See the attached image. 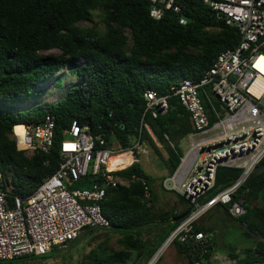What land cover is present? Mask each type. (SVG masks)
Returning a JSON list of instances; mask_svg holds the SVG:
<instances>
[{
    "label": "trees",
    "instance_id": "trees-1",
    "mask_svg": "<svg viewBox=\"0 0 264 264\" xmlns=\"http://www.w3.org/2000/svg\"><path fill=\"white\" fill-rule=\"evenodd\" d=\"M179 1L180 13L167 10L154 19L147 0H0V171L5 184L14 185L12 194L29 195L56 170L61 141L74 120L87 125L93 136L107 143L115 140L122 148L133 146L139 137L141 145L145 143L160 154L159 143L167 153L162 160L166 173L161 179L174 173L183 155L178 143L192 126L189 112L172 95L171 86L182 78L198 80L217 54L234 47L239 39L237 29L217 18L207 4ZM96 11L101 14V30L93 22ZM178 16L186 22L179 23ZM86 21L93 23L81 24ZM79 58L83 62H78ZM66 65L76 78L66 94L46 107L29 105L41 94L39 87L53 77L54 84L61 86ZM147 89L169 95L165 114L153 118L144 113ZM47 114L54 118L49 152L36 150L28 156L17 150L13 126L41 123ZM115 173L129 184L106 191L101 210L110 226L106 230L87 226L68 245L72 248L88 235L91 238L86 245L98 240L79 264H146L191 209L188 200L174 191L169 192L176 195L182 208L156 209L155 178L143 169L137 153L128 167ZM239 173L238 169L218 167L214 186L204 197L231 184ZM96 180L87 174L75 183L90 187ZM263 186L264 172L242 183L238 194L245 191V214L241 217L230 216L220 204L209 211L218 213L217 219L239 222L241 235L253 237V244L243 248L241 258L230 249V257L237 261L264 263V206L258 200ZM212 229V224L196 226V230ZM111 234L118 236L114 244ZM174 245L187 257V264H192L189 249L179 242ZM54 251L61 250L0 264H36L52 258ZM211 253L206 254L207 260Z\"/></svg>",
    "mask_w": 264,
    "mask_h": 264
},
{
    "label": "built area",
    "instance_id": "built-area-1",
    "mask_svg": "<svg viewBox=\"0 0 264 264\" xmlns=\"http://www.w3.org/2000/svg\"><path fill=\"white\" fill-rule=\"evenodd\" d=\"M147 1L154 19H160L167 10L180 13L182 9L179 0ZM197 1L207 4L217 18L237 29L239 39L234 47L219 52L198 80L182 78L171 86L172 95L189 112L192 131L188 136L200 137L191 141L174 173L162 179V186L183 195L191 209L146 264H155L175 242L189 249L192 264L211 263L206 254L213 249L212 233L196 230V226L218 204L226 206L234 218L243 216L245 191L238 194V190L264 159V0ZM178 22L184 24L185 17L178 16ZM143 97L144 113L153 118L168 110L169 95L147 89ZM18 125L22 126L21 134L15 130L16 125L12 128L17 150L28 156L36 150L49 152L53 144L52 115L47 114L35 125ZM139 139L133 146L122 148L115 140L107 143L93 136L87 125L74 120L61 141L58 167L32 193L12 194L14 185H6L0 171V262L66 249L87 226L108 228L110 222L102 213L101 203L108 188L129 184L115 172L128 167L134 153L144 152ZM127 152L131 156L128 164L110 166L111 158ZM218 167L238 169L240 173L231 184L204 197L214 186ZM180 171H184L181 180ZM87 174L97 179L90 187H71ZM145 196H149L147 190ZM218 264L264 263L233 260Z\"/></svg>",
    "mask_w": 264,
    "mask_h": 264
},
{
    "label": "rangeland",
    "instance_id": "rangeland-1",
    "mask_svg": "<svg viewBox=\"0 0 264 264\" xmlns=\"http://www.w3.org/2000/svg\"><path fill=\"white\" fill-rule=\"evenodd\" d=\"M93 22L100 28V30L103 29L101 14H99V12L97 11L93 13ZM93 22L86 21V22H82L81 24H86L89 26ZM55 51L56 50H54V52ZM78 62H83V59L79 58ZM69 67H70L69 65H66L62 69V82L60 87H57L54 84V79H53L54 77H53L51 80H48L46 83H44L39 87L41 90V94L36 99L32 100L29 103V105L35 104L38 106L46 107L50 103H53L62 96H64L67 90L69 89V87L76 81L75 76L69 72ZM199 137L200 136L190 137L187 135L186 137L181 139L180 142L178 143V149L180 150V152L184 155L187 152L191 141L196 140ZM142 147L146 149V152L139 153V161L141 163V166L148 174L155 177L154 180L155 182H158L160 181L159 177L162 176V174L166 173V168L163 165V161H162L167 157L166 150L158 143H157V147L159 148L160 154H156L145 143L142 144ZM158 170H161V172H159ZM71 187L75 189L88 188L85 184H77V183H74ZM173 195L174 193L172 192H167V193L160 192L157 202L155 204L156 209L172 210L177 208L178 201ZM218 216H219L218 213H215L213 211L208 212L199 222V225H204V224L213 225V229L211 231L212 239L214 242L211 253V260H212L211 263L213 264L228 263L233 260H237L235 258L230 257L229 255L230 249H234V253L241 258L243 256L242 253L243 248L253 244L252 242L253 237L251 239H246L241 235V228L239 226V222L233 221L228 218L217 219ZM102 230H106V229L103 228ZM98 232L102 233L104 231H98ZM117 237H118L117 235H113V234L110 235L111 244L115 243ZM90 238H91L90 235H88L87 237H85V239H82L79 242V244H77L72 248L68 246L66 249H63L61 251L58 252L54 251L56 253L52 258H49L44 261H37L36 264H79L84 260L83 258L84 254L88 252L90 247L95 245L96 242L98 241V240L97 241L93 240V243L91 245H86L87 240H89ZM173 245L174 243L169 245L165 249L161 257L159 258V260H157L155 264H160L167 257L170 258ZM180 259L182 260L185 259L186 261L185 256H181Z\"/></svg>",
    "mask_w": 264,
    "mask_h": 264
},
{
    "label": "crops",
    "instance_id": "crops-1",
    "mask_svg": "<svg viewBox=\"0 0 264 264\" xmlns=\"http://www.w3.org/2000/svg\"><path fill=\"white\" fill-rule=\"evenodd\" d=\"M153 139H154V137H153ZM158 144H159V143H158ZM156 145H157V143H156ZM129 162H130V161H129ZM149 175H150V174H149ZM152 177H153V176H152ZM161 177H162V176L159 177L160 181H158V182H155V181H154V182H153L152 190H153V193L156 195V198H155V204H156V202H157V199H158V197H159L160 192H161V193H167V192H169L168 190H165V189L163 188ZM154 178H155V177H154ZM173 196H174V197L176 198V200L178 201L176 195L174 194ZM177 203H178V204H177V208L172 209V210L178 211V210H180V209L182 208V206H181V204L179 203V201H178ZM153 252H154V251H153ZM171 252H172V253H171V255H170V258L167 257V258L164 259L163 262H161L160 264H187V262H188L187 257H186L184 254L179 253V252L177 251L175 245H173ZM151 255H152V254H151ZM181 256H185V257H186V261H185V259H183V260L180 259ZM150 257H151V256H150ZM150 257H149V258H150Z\"/></svg>",
    "mask_w": 264,
    "mask_h": 264
},
{
    "label": "bare ground",
    "instance_id": "bare-ground-1",
    "mask_svg": "<svg viewBox=\"0 0 264 264\" xmlns=\"http://www.w3.org/2000/svg\"><path fill=\"white\" fill-rule=\"evenodd\" d=\"M15 130L17 131L18 134H21L22 133V126L21 125H16L15 126ZM143 153L146 152V149L143 148ZM130 155L129 153H124V154H121L117 157H113L109 160V163H110V166L113 167V168H117L119 166H124L128 163V161H130ZM188 160L189 158H191V155H188ZM184 176V171H180L178 177H179V180L182 179V177Z\"/></svg>",
    "mask_w": 264,
    "mask_h": 264
},
{
    "label": "water",
    "instance_id": "water-1",
    "mask_svg": "<svg viewBox=\"0 0 264 264\" xmlns=\"http://www.w3.org/2000/svg\"><path fill=\"white\" fill-rule=\"evenodd\" d=\"M200 169V168H199ZM261 172H264V164L258 165L253 172L250 174V176L257 175ZM258 200L262 206H264V186L261 188V190L258 192ZM186 215V213L181 214L178 218H182ZM177 218V219H178Z\"/></svg>",
    "mask_w": 264,
    "mask_h": 264
}]
</instances>
